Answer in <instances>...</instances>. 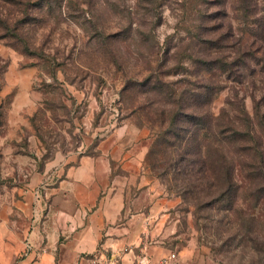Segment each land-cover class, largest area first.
<instances>
[{"label":"rangeland","instance_id":"1","mask_svg":"<svg viewBox=\"0 0 264 264\" xmlns=\"http://www.w3.org/2000/svg\"><path fill=\"white\" fill-rule=\"evenodd\" d=\"M262 38L264 0H0V215L31 173L125 121L148 129L146 167L181 199L158 253L264 264ZM207 82L218 89L200 116ZM189 147L210 162L197 195L169 166Z\"/></svg>","mask_w":264,"mask_h":264},{"label":"crops","instance_id":"2","mask_svg":"<svg viewBox=\"0 0 264 264\" xmlns=\"http://www.w3.org/2000/svg\"><path fill=\"white\" fill-rule=\"evenodd\" d=\"M149 147L148 129L123 121L31 173L0 215V264H87L96 252L141 264L166 254L158 236L181 199L146 167Z\"/></svg>","mask_w":264,"mask_h":264},{"label":"trees","instance_id":"3","mask_svg":"<svg viewBox=\"0 0 264 264\" xmlns=\"http://www.w3.org/2000/svg\"><path fill=\"white\" fill-rule=\"evenodd\" d=\"M262 39L264 40V38H262ZM204 41L210 42V43L213 42V40H204ZM218 62L219 61L216 59L213 60V62H212L213 66H217L221 71L227 72V77L228 76L236 77V76L240 75V73L235 72V71H239V70L242 71L241 66H238V63L236 62V60H233L231 62H223L222 64H216ZM226 65H228V66H226ZM232 65H234V67H236L235 69H237V70H235V71L232 70V68H233ZM217 89L218 88H216V86H214L211 82H207L204 84L202 83V84L196 86V90L199 91V94H200L199 97H201V100H202L200 102L201 103L200 108L202 109L203 112H200V116H205V115L209 116L208 110L205 107V105L208 103H211L212 97L216 93ZM193 95H194V92L190 91L188 99H191V97H193ZM161 113H163V110ZM193 115L196 117V114H193ZM193 115H191V116H193ZM172 118L175 120L177 118V115L176 116L172 115ZM212 118L214 119L213 121H215L214 127L216 129H217V127H219L217 129L219 133L223 132L224 129H227V130L231 129V131L235 130L234 127L225 125V126H223L225 128H222L223 130L221 131L220 126H222L223 124L216 122V120L218 118L217 116L214 115V116H212ZM210 121H211V117H208L207 119H203L202 121H200L197 125H195L193 127V132L200 133L201 130L208 129L210 127V125H209ZM230 125H233V124L231 123ZM192 151L193 150L191 149V147L187 148L185 151V154H179L178 158H175L173 161H171L169 163V166H171L170 168H172L173 170H177V172L182 176L181 179L183 182L188 180V182L190 183L189 186H185L184 189H186L190 193L197 195L198 191L201 188L198 185V182L201 180L203 174L205 175V173L209 172L210 162H207L206 155L203 152H201L200 148L196 147L197 152H196V154H194V156H192V154H191ZM205 153H206V151H205ZM185 161H186V165H187V166H185V168L186 167H188V168L186 170H184V169L182 170V169H180V164H182V162H185ZM221 167H223L221 172H222V175H223L225 181H229L231 179V176L233 173L231 167H229V166L226 167L225 163H223L221 165Z\"/></svg>","mask_w":264,"mask_h":264},{"label":"built area","instance_id":"4","mask_svg":"<svg viewBox=\"0 0 264 264\" xmlns=\"http://www.w3.org/2000/svg\"><path fill=\"white\" fill-rule=\"evenodd\" d=\"M30 244H26V250L30 249ZM117 256H108L103 252H96L88 257L87 264H118ZM141 264H187L183 262L175 250H169L166 254L160 256L156 260H151L149 257L143 256Z\"/></svg>","mask_w":264,"mask_h":264}]
</instances>
